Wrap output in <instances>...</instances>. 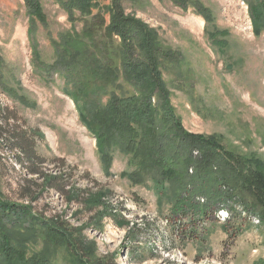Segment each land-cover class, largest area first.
Returning a JSON list of instances; mask_svg holds the SVG:
<instances>
[{
  "label": "rangeland",
  "instance_id": "obj_1",
  "mask_svg": "<svg viewBox=\"0 0 264 264\" xmlns=\"http://www.w3.org/2000/svg\"><path fill=\"white\" fill-rule=\"evenodd\" d=\"M99 2L98 8L110 4V0ZM120 3L125 13L155 28L160 39L183 56L182 67L165 71L163 79L184 130L215 136L228 150L254 153L264 163V32H253L244 0H189L185 8L171 0ZM195 3L202 5L208 22L196 11ZM43 11L45 24L37 21L30 36L24 1L0 0V69L6 82V92L0 90V199L27 205L39 223L60 216L81 229L85 246L96 256L108 257L114 264H253L264 260V223H257L256 214H251V223L240 220L237 211L244 210L236 199L228 198L209 209L218 208L216 215L221 217L222 210H227L234 213L233 218L226 222L212 214L198 234L178 238V230L164 219L170 208L166 198L157 200L150 181L132 185L123 175L134 169L127 155L111 146L110 166L102 168L95 139L63 93V80L57 76L47 82L40 79L31 62L33 43L41 60L50 63L55 59L50 39L80 32L83 26L71 22L56 0H43ZM23 132L32 138L36 153L46 158L41 171L62 175L66 189L82 192L78 198L76 192L70 198L53 188L37 190L32 185L37 195L31 205L19 200L20 187L27 179H35L18 148ZM100 188L109 191L105 208L84 206L85 196ZM204 198L193 195L199 203ZM12 210L6 212L8 216L3 214L12 224L27 225L31 220ZM117 213L125 225L117 223ZM189 217L194 218L187 213L185 223ZM225 227L239 231L232 244ZM41 248V242L28 246L26 257ZM73 250L61 247L56 263L74 264Z\"/></svg>",
  "mask_w": 264,
  "mask_h": 264
},
{
  "label": "trees",
  "instance_id": "obj_2",
  "mask_svg": "<svg viewBox=\"0 0 264 264\" xmlns=\"http://www.w3.org/2000/svg\"><path fill=\"white\" fill-rule=\"evenodd\" d=\"M23 1L30 18L31 36L37 21L46 22L43 0ZM56 1L71 22H80L83 27L80 32L60 33L59 40L50 39L55 54L50 63L41 60L33 43V70L46 82L54 80V76L63 80V93L73 102L80 123L95 139L102 168L107 170L110 166L111 146L127 155V162L134 169L123 175L132 185L150 181L157 200L166 198L170 208L164 218L178 230V238L198 234L202 224L216 212V208L209 210L213 204L223 205L228 198L236 199L244 212L256 214L264 223L263 161L254 153L228 150L215 136L187 132L174 112L163 74L182 67L181 53L164 43L155 28L125 13L120 0H110V4L99 8V0ZM171 1L183 8L189 2ZM244 2L253 32L258 34L260 29L264 32V0ZM194 6L208 22L202 5ZM1 62L0 58L2 66ZM1 73L2 69L0 90L5 93L6 82ZM23 133L18 148L27 162L28 173L35 179H27L20 187L19 200L31 205L37 195L34 196L37 191L32 190V185L37 190L53 188L70 194V198L76 192L78 198L82 192L66 189L68 184H64L62 175L41 171L40 165L46 158L36 153L32 138ZM195 150L197 155L193 154ZM38 180L41 182L36 183ZM108 193L102 188L89 193L84 206L105 208ZM197 194L205 197L204 203L193 200ZM10 210L31 220L27 225L12 224L13 220L4 216ZM237 212L240 218V211ZM187 213L194 218L189 217L185 223ZM233 216L230 212L227 221ZM36 217L27 205L0 199V264H57L56 253L61 247L74 249V264H114L108 257L96 256L93 249L85 246L81 229L60 216L54 215L41 223ZM116 219L120 226L126 224L120 213ZM186 224L189 227L183 229ZM224 229L232 244L239 231ZM39 242L42 248L26 257L28 246ZM253 264H264V260Z\"/></svg>",
  "mask_w": 264,
  "mask_h": 264
}]
</instances>
